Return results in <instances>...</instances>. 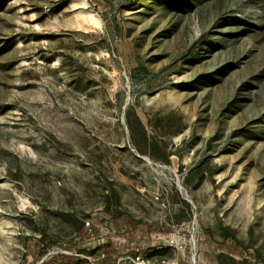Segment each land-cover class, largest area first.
Masks as SVG:
<instances>
[{"label":"rangeland","instance_id":"1","mask_svg":"<svg viewBox=\"0 0 264 264\" xmlns=\"http://www.w3.org/2000/svg\"><path fill=\"white\" fill-rule=\"evenodd\" d=\"M0 264H264V0H0Z\"/></svg>","mask_w":264,"mask_h":264}]
</instances>
